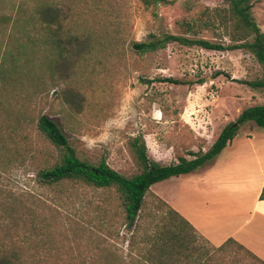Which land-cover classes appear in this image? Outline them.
Segmentation results:
<instances>
[{
  "label": "rangeland",
  "instance_id": "rangeland-1",
  "mask_svg": "<svg viewBox=\"0 0 264 264\" xmlns=\"http://www.w3.org/2000/svg\"><path fill=\"white\" fill-rule=\"evenodd\" d=\"M167 1L0 0V258L18 264H264L232 239L215 249L198 233L188 236V254L171 258L154 247L152 235L166 223L164 181L149 190L138 222L128 227L114 189L47 185L38 177L60 156L37 131L42 115L82 158H104L129 177L137 171L131 138L143 136L149 156L168 165L189 159L188 151H206L243 109L264 104V89L234 81L264 79V66L246 50L176 43L145 55L132 50V43L166 33L232 44L222 24L225 1ZM252 5L264 32V0ZM45 7L53 22L42 18ZM167 77L192 85L159 82ZM247 134L255 135L254 145L215 166V180L235 188V203L253 201L264 165V128L241 124L231 148Z\"/></svg>",
  "mask_w": 264,
  "mask_h": 264
},
{
  "label": "trees",
  "instance_id": "trees-1",
  "mask_svg": "<svg viewBox=\"0 0 264 264\" xmlns=\"http://www.w3.org/2000/svg\"><path fill=\"white\" fill-rule=\"evenodd\" d=\"M228 7L222 24L229 29L226 32L232 44L212 42L201 38H191L183 35L166 33L163 35H150L147 40L132 43V50L138 55L155 53L164 50L168 44L176 43L185 47H199L209 51H233L246 50L251 53L256 61L264 66V32H261L252 14V0H223ZM145 5L168 4L167 0H143ZM42 18L47 23L54 21V15L50 7L42 11ZM186 32H193V25L183 23ZM223 73H217L221 75ZM216 75V76H217ZM224 75V74H223ZM229 78L227 75H225ZM248 84L251 88L264 89V79L260 81L234 80ZM173 85H192L180 79L171 77L160 79ZM202 85V81L198 83ZM245 122H252L255 126L264 128V104L254 105L243 109L235 122L226 125L217 136L214 143L206 150L188 151L190 158L179 157L177 162L162 165L154 161L148 154L143 136H135L129 140L128 147L134 159L137 171L127 177L110 168L105 159L92 163L82 158L71 146L53 120L46 115L38 118L37 131L54 147L60 151L59 161L50 168L40 170L38 177L47 185H59L64 182L85 185L96 190L114 189L123 209L126 226L132 227L138 222L144 204L145 197L150 187L156 183L196 171L198 168L209 164L229 142L235 137L239 126ZM264 200V187L259 197ZM162 222L157 225L154 232V247L160 248L169 257L182 254L181 250L188 254L189 238L196 234L194 227L185 220L177 211L167 203L161 201ZM189 236V238H188ZM159 242V243H158ZM233 241L228 240L227 243ZM158 244V245H156ZM221 248V247H220ZM0 264H18L11 258L1 257Z\"/></svg>",
  "mask_w": 264,
  "mask_h": 264
},
{
  "label": "crops",
  "instance_id": "crops-1",
  "mask_svg": "<svg viewBox=\"0 0 264 264\" xmlns=\"http://www.w3.org/2000/svg\"><path fill=\"white\" fill-rule=\"evenodd\" d=\"M245 138L233 148L229 142L222 150L225 154H221L217 162L189 174L171 177L160 184L166 185L167 193H170L163 196L165 203L187 220L209 247L219 249L232 239L235 245L264 263V213H259L260 207L264 210V200L259 199L264 187V165L259 164L253 201L235 203L230 197L235 188L229 183L220 185L215 180L218 163L229 164L227 160L233 153L244 146L254 145L255 135L247 134ZM156 184L150 190L160 185Z\"/></svg>",
  "mask_w": 264,
  "mask_h": 264
},
{
  "label": "clouds",
  "instance_id": "clouds-1",
  "mask_svg": "<svg viewBox=\"0 0 264 264\" xmlns=\"http://www.w3.org/2000/svg\"><path fill=\"white\" fill-rule=\"evenodd\" d=\"M94 146V145H93Z\"/></svg>",
  "mask_w": 264,
  "mask_h": 264
}]
</instances>
